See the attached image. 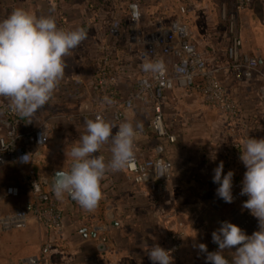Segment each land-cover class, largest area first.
<instances>
[{
	"label": "crops",
	"instance_id": "1",
	"mask_svg": "<svg viewBox=\"0 0 264 264\" xmlns=\"http://www.w3.org/2000/svg\"><path fill=\"white\" fill-rule=\"evenodd\" d=\"M17 8L37 16H50L60 29L83 27L88 34L66 57L65 75L52 99L31 118H23V129L40 121L49 123L46 145L37 151L33 163L26 168L52 178L54 172L68 170L72 145L85 133L86 121L91 119L92 113L104 105L95 83L98 57L108 48L123 58V43L112 39L109 45L90 50V42L96 39L92 34L99 33L100 24L96 25L89 14L84 15L85 9L80 6H73L68 15L64 14L65 19H60L54 0H0V20ZM97 12L100 15L102 7ZM255 32L259 55H248L242 47L240 54L243 58L264 60L263 31L257 28ZM106 33L108 35V30ZM237 37L241 40L239 34ZM132 50V56H128L131 66L120 74L116 84L120 99H126L133 92L134 83L131 85L128 79L133 71H138L136 63L144 56L141 47H132ZM81 51L89 52L88 56H82ZM211 57L208 65L220 67L218 79L238 106L234 122H228L218 107L205 102L199 91L186 92L178 88L167 92L162 102L165 136H158L151 129L153 109L148 103L135 102L133 109L124 112L121 121L108 120L117 126L126 121L142 124L135 147L149 154L154 147H163L161 155L172 164L164 191L158 193L152 186L134 184L124 169L105 175L101 182L103 198L93 211L83 209L67 195L62 200L57 199L51 190L50 202L62 213L59 233L46 229L35 218H30L25 228L0 233V264H25L26 259L39 255L46 240L53 243L48 255L50 264H152L149 247L159 244L169 250L170 231L181 235V244L172 255L174 264H206V254L199 251L198 245L205 244L208 252L217 250L211 234L220 227V222L228 221L244 230L237 215L250 212L243 207L247 196H243L241 202L225 203L216 196L218 185L212 182V176L216 166L223 162L224 173L233 171V183L242 185L246 171L240 160L243 141L248 136L264 139V103L259 94L255 98L250 87L255 83L260 84V88L264 86V64L251 79L244 80L227 57L226 64L215 55ZM236 78H242L243 82L235 83ZM7 100L0 97V104ZM96 155L109 159V146L105 145ZM4 189L0 191V214L22 207L32 199L24 185L20 186V195L16 198L6 197ZM100 243L105 245L103 251L97 249Z\"/></svg>",
	"mask_w": 264,
	"mask_h": 264
},
{
	"label": "clouds",
	"instance_id": "2",
	"mask_svg": "<svg viewBox=\"0 0 264 264\" xmlns=\"http://www.w3.org/2000/svg\"><path fill=\"white\" fill-rule=\"evenodd\" d=\"M133 15L139 13L134 11ZM87 38L83 27L60 29L54 18L37 16L24 8L14 9L0 20V97L10 100L11 111L21 118H31L48 104L65 75L66 57ZM165 70L162 62L142 65V71L153 76L163 75ZM141 131L142 124L131 121L117 126L102 116L87 120L85 133L68 153V170H59L53 176L51 190L55 197L62 200L67 195L83 209L95 210L103 198L101 182L105 175L135 166V141ZM105 145L111 154L107 160L96 155ZM240 160L246 169L240 192L247 196L243 207L257 218L259 230L247 235L231 222H220L211 234L217 250L208 252L205 244L198 245L206 254V264H264V139L248 136ZM233 176L231 170L224 173L223 162L213 170L216 196L225 203L234 199ZM225 250L232 251L231 260L225 257ZM148 257L152 264H174L171 251L159 244L149 247Z\"/></svg>",
	"mask_w": 264,
	"mask_h": 264
},
{
	"label": "built area",
	"instance_id": "3",
	"mask_svg": "<svg viewBox=\"0 0 264 264\" xmlns=\"http://www.w3.org/2000/svg\"><path fill=\"white\" fill-rule=\"evenodd\" d=\"M134 11L139 13L138 1L129 0L128 17L137 23L139 15L134 16ZM179 12L181 15L178 19L166 25L159 23L156 31L150 34L142 35L138 31L137 33L144 39L142 41L134 38L133 32H130V37L124 42L122 51L126 54L132 50L133 46H139L152 57V62H162L166 70L163 75L159 76H153L150 73L138 76L134 82L133 92L126 99L118 97L116 84L120 74L125 69L129 70L131 58L126 57L125 60L108 48H104V52L97 59L95 83L100 100L105 106L95 110L91 119L102 116L107 121L110 118L121 121L124 112L133 109L135 102L148 103L153 109L151 129L158 136H165L162 102L165 94L174 88L186 92L199 91L203 100L218 107L228 122L231 123L237 119L238 106L218 80L220 67H210L196 49L189 37L187 25L180 19L185 13V7L180 6ZM119 28L120 24L115 20L108 29V33L114 40L118 39L116 37L119 35ZM240 49L241 40L233 34L227 49L228 61L240 77L249 80L253 73L263 66L264 60L260 57L243 58ZM260 97L264 103V86L260 88ZM9 105V99L7 103L0 104V165L12 163L27 167L33 163L37 151L46 145L50 131L49 123L40 121L28 129H23V118L11 111ZM170 140H172L171 137ZM134 151L135 166L124 169L128 179L134 184L152 186L158 193L164 191L172 172V164L161 155L163 147L161 145L154 147L152 154L138 147H135ZM145 176L147 179L144 181ZM21 185L29 189L32 199L10 213L0 214V233L25 228L30 218L37 219L43 227L51 229L55 234L59 233L62 227V213L50 202L52 178L30 172L20 181V184L6 187L4 195L18 197ZM241 187L240 183H233V202H238L243 198L240 195ZM167 241L173 255L181 244L180 233L170 231ZM52 249V241L46 240L40 248L39 255L26 259L24 263L50 264L48 255Z\"/></svg>",
	"mask_w": 264,
	"mask_h": 264
},
{
	"label": "rangeland",
	"instance_id": "4",
	"mask_svg": "<svg viewBox=\"0 0 264 264\" xmlns=\"http://www.w3.org/2000/svg\"><path fill=\"white\" fill-rule=\"evenodd\" d=\"M139 4L138 22H133L128 17L129 0H54V7L58 9L60 19H65L64 14L68 15L73 6H80L85 9L84 15L89 14V18L100 24V31L92 34L96 39L92 40L90 50L97 51L98 46L109 45L113 37L107 30L113 21L120 24L119 35L116 37L120 42H124L130 37V32L134 38L144 40L137 32L142 35L156 31L159 23L168 24L172 20L178 19L181 15L179 7H185V13L180 19L187 25L189 37L195 44L196 49L211 64L212 57L215 55L218 60L226 64L227 49L233 34H239L241 38L242 51L248 55H259V40L255 30L262 29L264 36V0H137ZM102 7V12L98 15L97 9ZM62 21V20H60ZM252 22V25H251ZM151 24V27L149 25ZM148 25V27H147ZM94 42V44H93ZM264 42V41H263ZM136 47V46H133ZM133 51V50H132ZM143 53V59L137 61L138 71L134 72L129 80L131 85L136 78L144 72L142 65L152 61V57ZM84 52L82 56H88L89 52ZM123 58L132 56L131 51L124 53ZM95 53V52H94ZM91 55V52H90ZM219 80V79H218ZM245 80V79H244ZM219 82L222 84L221 80ZM243 82L242 78H236L235 83ZM260 84H251L255 98L260 96ZM223 86V84H222ZM225 89L226 87L223 86ZM226 91H228L226 89ZM257 94H259L257 96ZM224 114V113H223ZM225 116V115H224ZM35 125V124H34ZM29 126H33V123ZM33 168L27 169L12 163L0 165V191L8 186L17 185L22 179L27 177ZM244 198L240 200L243 201ZM14 210V208H13ZM11 210V211H13ZM10 211V212H11ZM8 212V213H10ZM241 221L243 229L252 234L259 229L258 220L248 213L237 215ZM235 251V248L232 249ZM232 251L225 250L224 255H233Z\"/></svg>",
	"mask_w": 264,
	"mask_h": 264
},
{
	"label": "water",
	"instance_id": "5",
	"mask_svg": "<svg viewBox=\"0 0 264 264\" xmlns=\"http://www.w3.org/2000/svg\"><path fill=\"white\" fill-rule=\"evenodd\" d=\"M55 173H56V172H54V173L52 174V179H53V176L55 175ZM91 235L94 236V233H91ZM97 249H98L99 251H103V250L105 249V245H104L103 243H100L99 245H97Z\"/></svg>",
	"mask_w": 264,
	"mask_h": 264
},
{
	"label": "trees",
	"instance_id": "6",
	"mask_svg": "<svg viewBox=\"0 0 264 264\" xmlns=\"http://www.w3.org/2000/svg\"><path fill=\"white\" fill-rule=\"evenodd\" d=\"M229 260H231L230 258H228Z\"/></svg>",
	"mask_w": 264,
	"mask_h": 264
}]
</instances>
